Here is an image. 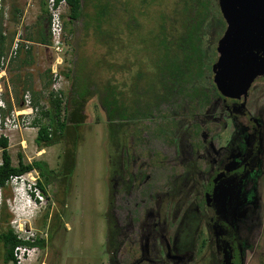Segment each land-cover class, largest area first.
I'll return each mask as SVG.
<instances>
[{"label": "flooded vegetation", "instance_id": "af4514ba", "mask_svg": "<svg viewBox=\"0 0 264 264\" xmlns=\"http://www.w3.org/2000/svg\"><path fill=\"white\" fill-rule=\"evenodd\" d=\"M247 35L232 41L216 70L218 57L206 60L198 85L209 82L208 101L156 100L161 116L145 118L158 123L131 137L163 145L139 152L127 144L114 156L115 193L137 186V196L125 198L127 214L113 216L106 264H264V33ZM115 138L118 149V131ZM156 165L171 174L168 188L145 187Z\"/></svg>", "mask_w": 264, "mask_h": 264}, {"label": "rangeland", "instance_id": "374dc122", "mask_svg": "<svg viewBox=\"0 0 264 264\" xmlns=\"http://www.w3.org/2000/svg\"><path fill=\"white\" fill-rule=\"evenodd\" d=\"M111 1L115 3L114 0ZM137 1L127 0L128 9L137 6ZM206 1V8L212 14L221 16L223 21H228L229 15L225 14L219 0ZM154 3L141 8L144 18L141 20V27L139 29L135 28V32L139 34H133L131 37L125 31V28L126 22L130 25L133 21L128 20L127 16L124 18L123 5L119 2L116 7L118 15L114 19L118 20V25H114L115 21L112 24L113 26H110V30H113L112 27L122 30L118 40L116 38H105V35L99 36L98 39L91 31L84 37L83 34L86 30L85 18H78L69 22L68 4L61 2L59 7L60 13L62 12V17L60 15V39L51 36L49 19V25L47 23L48 42L39 43L35 41L39 34L36 25V20L40 14L39 0H3L2 24L6 26L4 32L7 35V47L0 59V73L2 74L0 77V100L5 102L6 106L4 108L7 111L10 112L13 107L16 108V104L10 103L11 98L14 100H16V97L21 98L25 90L30 95H32L31 92L37 91V93H42L43 97L48 95L55 79H58L56 82V87L59 90L57 94L62 98L63 103H66V97H68V100L73 97L74 80L72 77L75 74L78 58L84 54L92 62L100 60V65L97 63L91 66L98 89L94 90L91 97L85 101L84 120L81 123L69 125L65 133L59 136V139L51 145L38 146L36 144L35 137L38 124H33V121L28 123L26 128H14L5 135L8 138V151L13 165H17L20 155L24 163L40 159L47 162L49 169L55 170L54 174L51 175L50 183L45 187L47 200L41 203L38 208L30 207L23 198L16 197L12 184L0 185V228H6L9 225L19 235L35 232L38 235L37 239L44 240V246L34 248L32 254L24 260V264L107 263L108 254L105 245L108 242V217L111 218L113 228V216L117 213L125 215L127 214V208H130L126 204L125 198L127 197L132 204L137 196V186L131 188L129 193L122 189L115 193L111 180L113 177L112 164L118 158L114 156L117 154L120 157L127 144H130L139 152L146 147L149 151L157 150L158 145L159 147L163 145L160 138L149 139L150 142L144 138L147 142L144 143L142 139L135 145L132 144L131 138L133 133H136L135 130L143 129L142 131H144L146 126L152 127L158 123V121L153 123L154 120L148 122L146 116L139 115L141 112L148 114L150 109H147L148 105L144 106V102H147L155 94L148 91L149 87L147 85V81H153L148 74H153L154 66L152 67V64L150 66L149 55L145 51H141L143 49L137 51L141 43L138 42L136 45L134 43L139 40V36L142 37L143 32L156 24V18L160 12L172 14V12L175 13L177 9L181 8L179 0H161L156 5ZM12 4H16L22 11L18 20L15 19L16 22L12 21L14 17ZM88 9L92 10L91 5ZM112 10H115V8ZM119 19L124 20L125 23L119 22ZM225 21L222 27L219 26V23L215 27L212 25L202 38L206 49H210V47L214 49L209 51L214 59L218 57L217 62L221 57V50L218 52L217 47L223 36L224 26L227 25ZM13 33L14 37L11 38ZM141 47L144 48L143 44H141ZM27 49H32V54H28ZM107 62L111 63L109 69L104 66ZM147 68H151L152 71L147 70ZM67 71L70 74L68 78L65 76ZM140 71H144V79L140 80L136 91L142 92L143 98L140 99L138 93L132 94L127 91L125 96L129 100L122 107L126 108L127 112H133L131 111L132 105H142L143 108L139 109L135 121L129 119L130 115H127L128 119H123L126 125H124L122 131H118V135L122 139L121 143L118 144V149H116V143L111 144L108 139V128L111 120L109 121L107 109L102 102V96L105 94L106 78L112 75V82L118 89L123 88V86L128 89L127 84L133 82L134 76L139 74ZM119 85H122V87ZM206 85L208 87L209 82ZM148 102L152 103L150 112L155 113L156 116H161L160 113L157 114L158 107H153L156 96ZM9 103L11 108L7 106ZM162 115L164 116L166 113ZM36 116L40 118V114ZM117 117H113L112 124L119 120ZM74 145H76V153L73 173L70 176L63 175L65 172L62 169L64 154L67 149L72 148ZM155 163L157 162L155 161ZM125 164H127L126 161ZM163 164L167 165L165 162ZM151 172L153 173L150 180L146 182V188L149 186L150 188L153 186L168 188L171 185L172 176L165 166L158 167L156 165L151 169ZM30 173L39 176L37 170H32ZM145 187L142 186L140 191L143 188L146 189ZM262 201L261 232L263 236L261 245L264 257V186ZM2 255L3 250L0 246V264H10L3 262Z\"/></svg>", "mask_w": 264, "mask_h": 264}, {"label": "trees", "instance_id": "16d2710c", "mask_svg": "<svg viewBox=\"0 0 264 264\" xmlns=\"http://www.w3.org/2000/svg\"><path fill=\"white\" fill-rule=\"evenodd\" d=\"M114 1L115 3L111 0H55L54 5L58 6L61 2H66L68 4L69 22L75 21L78 18H85L84 22L86 30L83 34L84 37L91 31L95 38L98 39L99 36L105 35V38L109 37L119 40L122 30L113 27V30H110V26H113L112 24L116 21L114 19H116L118 15L116 7L119 2L123 5L122 10L125 12L124 18L127 16L128 20L133 21L130 25L126 22L125 28L128 35L132 37L133 34H139L138 32H135V28L139 29L141 27V20L144 18V13L141 8L152 5L154 2L155 5L159 4L161 0H138V5L134 6L133 9H128L127 0ZM39 3L40 14L36 20L39 34L35 38V41L39 43H47V23L49 19H51V13L48 9V0H39ZM179 4H181V8L177 9V12L175 13L172 12V14H166L165 12H160L156 18V24L143 32L142 37L139 36V40L134 44L136 45L138 42L143 44L144 48H142L140 44L137 51L143 49L141 51H145L146 54L149 55L150 66L151 64L152 67L154 66L153 74H148L153 81H147V85L149 87L148 91L155 93L153 97L156 96V100L180 99V101L197 100L206 102L210 99V90L203 85L199 86L198 83H202L203 80L200 79H206L205 70L209 68V63H207L206 60L208 62L212 61V56L209 55V50L212 48L206 49L202 38L212 25L215 27L216 24L219 23V26L222 27L224 21L221 16L212 14L206 8V0H179ZM2 5L3 0L0 6V59L4 55L7 47V35L4 32L6 26L2 24ZM90 5L92 10L88 9ZM197 6H199V8H197ZM114 8L115 10H112ZM12 9V14L14 15L12 21L16 22L15 19L17 18L16 20H18L22 11L16 4H12ZM119 22L125 23V21H122L121 19H119ZM115 24L118 25V20L114 25ZM14 33L11 38L14 37ZM20 44L23 45L22 43ZM26 52L32 54V49H27ZM99 61L100 60L92 62L91 59H87L84 54L78 58L75 66V74L72 77L74 80L72 88L73 97L71 100H68V97H66V103H63L62 98L58 96L57 92L59 90L56 91L51 89L50 93L44 97L42 93H37L38 91L31 92V105L37 108L38 111L36 115L40 114V118L36 116L32 122L33 124H38V131L35 137V142L38 146L51 145L59 139V136L65 133V130L69 125L78 124L84 120L83 111L85 101L91 97L94 90L98 89L91 66L96 65L97 63L100 65ZM110 65L111 63L107 62L104 66L109 69ZM148 68L147 70L151 69ZM65 76L67 78L70 77L68 71L65 73ZM143 79L144 71H140L139 74L134 76L133 82L131 81L127 84L128 89H125L126 86L118 89L112 82V75L106 78L104 88L105 94L102 96V102L107 109L109 121L111 120L108 128V139L111 144L115 141L114 133L122 131L124 125H126L123 119H128L127 115H130L129 119L135 121L139 109L143 108L140 104V106H138V104L136 106L132 105L131 111L133 112H127L126 108L122 107L129 100V98L125 96L127 91L132 94L138 93V97L140 99L143 98V93L136 91V87L139 85L140 80ZM119 86L122 87V85ZM25 92L26 90L22 93L21 98L18 99L16 97L15 104L18 108L24 106ZM153 97L151 96L148 101ZM131 99L130 101H132ZM10 103L7 104L8 108H11ZM144 106L146 105L144 104ZM5 111L6 109L2 112L4 113ZM115 112L116 114H114ZM139 115L145 117L147 113L141 112ZM115 116H118L117 118L119 119L116 122L117 125L115 123L112 124V119ZM8 145V138L1 135L0 185H5L12 175L24 174L35 169L39 172L37 184L43 192L46 193L45 187L50 183L51 175L54 174L55 170L49 169L47 167V162L40 159L24 163L20 155L17 165H13L8 151ZM75 153L76 145L66 150L63 159L62 169L65 171L63 175L70 176L73 173L75 167ZM108 225L109 236L110 230L112 229L110 217H108ZM22 243L38 245L40 247L44 246V240L41 238L36 239L32 243L27 241L24 242L16 236L13 228L9 225L6 228H0V246L3 250L2 259L4 263L15 264L14 248L16 245Z\"/></svg>", "mask_w": 264, "mask_h": 264}, {"label": "built area", "instance_id": "2783aa9c", "mask_svg": "<svg viewBox=\"0 0 264 264\" xmlns=\"http://www.w3.org/2000/svg\"><path fill=\"white\" fill-rule=\"evenodd\" d=\"M55 0H48V9L51 13V36H53L55 39H60L61 37V22H60V5L55 6L54 5ZM2 0H0V6H1ZM54 42V41H53ZM3 64V63H2ZM2 74L0 73V77ZM58 79H55L54 83H52L53 90H58V87H56V82ZM24 106L22 108L13 107L11 111H5L2 112L6 106L5 102L3 100H0V135H6L7 132L13 130L17 127L26 128L28 123H31L34 118L36 117L37 108L33 107L31 105V95L29 92H25L24 94ZM27 175H29L30 180H27ZM36 180L37 175H34L32 173H24L19 175H12L10 176L7 183L9 184H18L20 183L22 186H24V189L22 192H20V198H23L24 201H27L26 204L32 206H36L37 204H41L45 201V195L41 191L39 187L36 186ZM30 194H32V198L30 197ZM34 200L38 202H34ZM17 237L20 239H29L30 241H33L35 237V232H27V234L19 235L17 234ZM29 249L25 245L18 244L14 248V258L15 264H24V260H26V252H28ZM13 262V261H12Z\"/></svg>", "mask_w": 264, "mask_h": 264}, {"label": "water", "instance_id": "95a60500", "mask_svg": "<svg viewBox=\"0 0 264 264\" xmlns=\"http://www.w3.org/2000/svg\"><path fill=\"white\" fill-rule=\"evenodd\" d=\"M219 2L225 10V14L229 15V22L218 45L221 57L214 66L215 70L218 63L223 62V54L229 49L232 41L239 42V40L249 38L250 36L247 34L255 35V31L260 34L264 33V0H219ZM237 48L234 47L233 50ZM219 72L221 74V71ZM219 80L222 81V76Z\"/></svg>", "mask_w": 264, "mask_h": 264}, {"label": "clouds", "instance_id": "9594fccd", "mask_svg": "<svg viewBox=\"0 0 264 264\" xmlns=\"http://www.w3.org/2000/svg\"><path fill=\"white\" fill-rule=\"evenodd\" d=\"M17 107V106H16ZM27 180H30V177H29V175H27ZM8 181V180H7ZM37 181H38V178H37V180H36V186L37 187H39L38 186V184H37ZM6 184H8L7 182H6ZM12 188H13V191L15 192V195H16V197H18V196H20V192H22L23 191V189H24V186H22L20 183H18V184H12ZM40 188V187H39ZM41 189V188H40ZM41 191L43 192V190L41 189ZM44 193V192H43ZM44 195H45V200H47V196H46V193H44ZM30 197L32 198V194H30ZM34 202H38V201H36V200H34ZM0 204H1V201H0ZM40 204H37L36 206H33V207H37L38 208V206H39ZM14 233H15V230H14ZM16 234V233H15ZM16 236H17V234H16ZM37 237H38V235L35 233V237H34V239H33V241H30L29 239H21L22 241H24V242H30V243H32V242H34L36 239H37ZM20 239V238H19ZM21 245H25L28 249H29V251L28 252H26V257H29L30 256V254H32V250L34 249V248H38V245H29V244H27V243H22Z\"/></svg>", "mask_w": 264, "mask_h": 264}, {"label": "crops", "instance_id": "0c3cea01", "mask_svg": "<svg viewBox=\"0 0 264 264\" xmlns=\"http://www.w3.org/2000/svg\"><path fill=\"white\" fill-rule=\"evenodd\" d=\"M11 97L13 96L11 95ZM11 104L15 105V100L13 98H11Z\"/></svg>", "mask_w": 264, "mask_h": 264}, {"label": "bare ground", "instance_id": "6f19581e", "mask_svg": "<svg viewBox=\"0 0 264 264\" xmlns=\"http://www.w3.org/2000/svg\"><path fill=\"white\" fill-rule=\"evenodd\" d=\"M9 132H10V131H9ZM1 135H2V134H1ZM1 135H0V136H1ZM2 136H5V135H2ZM6 137H7V136H6ZM0 162H1V159H0ZM34 170H35V169H34ZM34 170H33V171H34ZM30 171H32V170H30ZM30 171H29V172H30ZM26 173H27V172H26ZM37 178H39V176H38Z\"/></svg>", "mask_w": 264, "mask_h": 264}]
</instances>
